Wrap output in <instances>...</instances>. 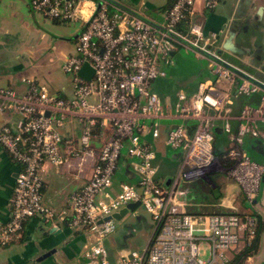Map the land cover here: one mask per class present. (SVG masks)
Here are the masks:
<instances>
[{
  "label": "built area",
  "instance_id": "obj_1",
  "mask_svg": "<svg viewBox=\"0 0 264 264\" xmlns=\"http://www.w3.org/2000/svg\"><path fill=\"white\" fill-rule=\"evenodd\" d=\"M219 1L172 0L157 23L108 0H30L36 14L80 27L75 52L62 67L71 76V94L60 95L31 78L22 79L23 93L0 87V112L16 115L2 125L0 145L19 165L10 216L0 225L1 246L19 240L33 217L86 229L94 237L84 251L88 264H228L252 244L259 220L252 209L188 210L192 184L210 182L213 173L231 178L251 207L264 176V162L253 160L244 148L245 136L264 138L259 127L264 81L222 58L221 36L205 32L204 12ZM178 46L206 59L211 77L190 93L179 88L173 103H166L151 85L166 76L163 64L172 63L171 53ZM84 62L93 69L89 80L78 74ZM254 93H260L259 103L242 105L233 131L228 119L234 101ZM166 116L195 119L191 135L183 124L167 132L165 144L182 154L169 184L156 179L155 151L145 141L146 136H159V120ZM220 120L228 145L216 156L213 125ZM72 122L79 127L76 137L64 134ZM124 148L137 181L114 187ZM45 163L75 169L85 179L70 195L68 210L57 212L43 201ZM137 201L151 216L147 243L139 249L119 248L112 257L106 244L116 229L112 214Z\"/></svg>",
  "mask_w": 264,
  "mask_h": 264
},
{
  "label": "crops",
  "instance_id": "obj_2",
  "mask_svg": "<svg viewBox=\"0 0 264 264\" xmlns=\"http://www.w3.org/2000/svg\"><path fill=\"white\" fill-rule=\"evenodd\" d=\"M129 9L140 13L139 8H147V3H153L161 8L162 18L168 9L169 0L158 2L157 0H117ZM148 1V2H147ZM240 0L231 2L229 8H223L219 1L218 5L209 12H204L205 16V32H219L223 31L220 37L221 48L218 53L226 54L239 62V65L246 66V71L251 72L250 66H254L252 57L254 54H260V58L264 60V48L262 49V42L264 41V0H251V4L260 6L258 11L259 20L262 26L259 30V37L261 43L257 42L251 44L252 54H232L223 48L224 41L228 38L227 27L228 24L235 18L245 15L246 12L252 13L255 8H238ZM171 3V2H170ZM250 4V5H251ZM167 5V7H165ZM200 5H197L198 9ZM201 10V9H200ZM142 14V13H141ZM36 14L31 6L30 0H0V87H9L14 89L17 93H23L26 90V84L22 81L23 78H31L41 83L36 75L32 74V62L35 61L37 53L42 43V30H54L72 37L74 40L76 34L69 33L68 28L59 24V21L52 22L42 15ZM153 20V19H151ZM162 23V21H156ZM79 25V23H78ZM80 25L78 26L79 30ZM234 43V42H233ZM261 46V48H260ZM70 52V54H73ZM171 55V58L176 54ZM223 58V57H222ZM226 60V59H225ZM228 61V60H227ZM173 62V59H172ZM230 62V61H229ZM232 63V62H230ZM172 64V63H171ZM234 64V63H232ZM239 66L237 64H234ZM264 70L263 63L260 66ZM243 68V67H242ZM248 68V69H247ZM165 69V67H164ZM29 70L31 71V74ZM166 70V69H165ZM28 72V73H27ZM167 72V71H166ZM195 76V79L193 78ZM211 77L210 71H204L197 67L194 70L187 72L186 79H171L168 78V73L165 77L159 78L160 82L154 86L156 80L151 85V90L157 93L164 102L173 103L175 91L179 88H184L189 93L194 91L197 83L201 80ZM42 84V83H41ZM191 84V85H189ZM45 86V85H44ZM155 87L159 90H154ZM165 87V88H164ZM52 91V90H51ZM60 95L71 94V89L68 92L65 88L60 91H53ZM167 92V93H166ZM260 100V93H254L249 96H240L234 101L233 109L228 119V122L233 131H235L239 124L238 114L242 105L251 104L257 105ZM16 115L11 112H0V129L2 125L12 122ZM160 134L154 139L151 136H146L145 141L150 143L155 151L154 164L157 167L156 179L159 180L160 162L158 158L165 157L169 160H181V150H173L165 144V138L168 130L177 125L183 124L188 133L191 135L195 126V119L181 118L177 116H166L160 119ZM223 121H216L213 125V150L224 152L228 145L226 133L223 131ZM259 127L264 129V118L259 121ZM79 127L76 122H72L69 127H66L64 134L70 136H77ZM100 136L99 143L104 136ZM244 148L249 156L256 162H264V138L245 136ZM19 165L10 157L7 151L0 145V225L5 223L10 216V200L15 185V179ZM120 174L123 178L121 181H128L135 183L137 181L136 174L129 168L128 161L123 156L120 160L117 171L113 178L115 187V176ZM159 175V176H158ZM41 176L44 181L43 187V201L44 203L59 212L63 209L68 210V203L70 195L79 189L83 184L84 178L76 176L75 169L60 167L56 168L49 163H45ZM163 178V177H162ZM213 179L221 187V197L219 200H213L208 196L206 188L213 183L200 181L196 182L199 187L194 189L192 202L189 208L193 207L192 212H214L231 210V206L238 212L243 213L249 209L258 216L257 226V249L255 253L246 258V261L252 260L250 264H264V176L261 182L258 195L254 198L253 206L243 209L244 196L239 186L225 174L213 173L210 179ZM171 180V178H170ZM166 181V184H169ZM164 181V180H161ZM118 182V183H119ZM164 183V182H163ZM118 185V184H117ZM117 187V186H116ZM193 192V191H192ZM127 230L125 235L121 237L122 242L130 237H133L135 227L131 222L127 223ZM54 228L52 233L49 232ZM46 232V233H45ZM120 239V240H121ZM94 237L86 229L73 227L67 221L57 220L53 223L45 222L41 217H33L27 221L24 226L22 236L19 240L9 243L7 245H0V264H78L84 260L85 264L90 262V259L84 255L86 248L93 242ZM109 242V244H107ZM106 242L111 256L113 257L115 251L122 247H128L126 244L120 245L116 243L115 237H110ZM117 245V246H116Z\"/></svg>",
  "mask_w": 264,
  "mask_h": 264
},
{
  "label": "rangeland",
  "instance_id": "obj_3",
  "mask_svg": "<svg viewBox=\"0 0 264 264\" xmlns=\"http://www.w3.org/2000/svg\"><path fill=\"white\" fill-rule=\"evenodd\" d=\"M156 1V0H155ZM158 2L166 1V0H157ZM234 0H222L224 5L223 8H229L231 2ZM148 2V1H147ZM151 3V2H150ZM147 3V8H139L140 13H142L145 17L149 19H153L156 21H163L162 18V11L161 8L158 6L150 5ZM164 3V2H162ZM153 4V3H151ZM39 16V15H38ZM51 22L52 19H49ZM62 26L68 28V33L73 32L76 34L78 31V23L73 21H62L58 22ZM42 33V43L40 44L37 57L34 62H32V74L36 75L43 85H45L49 90L52 91H60L65 88L68 92L71 89V76L63 71V64L69 55L70 52H73L74 47V40L72 37L66 36V34L54 31V30H42L39 31ZM220 36L223 35V31L218 32ZM222 57L234 64L239 65V62L230 58L226 54H222ZM173 62L172 64H163L165 67L168 78L173 79H186L187 72L189 70H194L197 67L202 68L204 71H209L208 62L204 58H200L195 55L193 49H185L182 46L177 47L176 54L172 57ZM240 68L246 69V66L239 65ZM248 69V68H247ZM31 71L29 70L31 74ZM160 82V79H157L154 86ZM191 85V84H189ZM165 88V87H164ZM154 90H158L156 87ZM159 91V90H158ZM167 93V92H166ZM161 124L162 121L159 120ZM126 153V149L122 150V155L124 156ZM122 156V158H123ZM158 162H160V170L159 173L162 175L159 176V180H164L168 182V179L172 178L178 171L179 167V160H169L168 158L162 157L158 158ZM220 174V173H218ZM120 174L118 173L115 176V187L117 186L121 178ZM163 177V178H162ZM194 184V183H193ZM192 184V186H193ZM193 191V192H192ZM194 190L191 189V192L187 196V200L192 202ZM243 209L249 208L250 203L244 201ZM193 210V207L191 208ZM190 208L188 210L192 211ZM131 222L132 226L135 227V232L133 233V237H130L126 240V242H122L121 237L125 235L127 230V223ZM152 231V223H151V216L140 206L138 207L135 212L129 213L125 215L122 219L116 220V229L115 231L107 238L106 242L110 239V237H115L116 243L120 245L126 244L129 248H141L145 246L147 243L149 234ZM121 239V240H120ZM109 244V242L107 243ZM252 260L246 261L244 260L243 264H250ZM78 264H85L84 260H82Z\"/></svg>",
  "mask_w": 264,
  "mask_h": 264
},
{
  "label": "flooded vegetation",
  "instance_id": "obj_4",
  "mask_svg": "<svg viewBox=\"0 0 264 264\" xmlns=\"http://www.w3.org/2000/svg\"><path fill=\"white\" fill-rule=\"evenodd\" d=\"M249 7L255 8L252 13L246 12L244 16L236 19L234 18L227 27V35L233 31L234 36L232 41L236 49L242 50L243 54H252L251 44L254 45V43L257 42V45H259L261 43V37L258 35L260 27L262 26V22L259 20L258 15L260 6H255V4L252 3ZM260 54L256 53L252 57V62L255 63L254 66H260L262 63L264 65V60L260 58Z\"/></svg>",
  "mask_w": 264,
  "mask_h": 264
},
{
  "label": "water",
  "instance_id": "obj_5",
  "mask_svg": "<svg viewBox=\"0 0 264 264\" xmlns=\"http://www.w3.org/2000/svg\"><path fill=\"white\" fill-rule=\"evenodd\" d=\"M108 1L114 3L115 5H118L119 7L124 8L126 10L133 11V10L129 9L128 7H126L125 5L118 2L117 0H108ZM250 4H251V0H240L239 4H238V8H247L250 6ZM233 36H234V33H233V31H231L228 35V38H226V40L224 41L223 48L227 51H230L231 53L243 55L242 50L236 49L235 44L232 41ZM263 48H264V41L262 42V49ZM173 54H174V52L171 53V55H173ZM250 69H252L250 71L254 74L255 77H257L259 80L264 81V70L261 67L250 66ZM78 74L82 78L89 80L93 74V69L90 67L88 62H84L82 67L80 68ZM193 78L195 79V76H193ZM254 201H255V199L253 200V202ZM138 205H139L138 201L129 203L126 207L122 208L119 212L112 214V217L116 220H120L125 215H127L129 212L135 211L137 209ZM53 231H54V228H51L49 230L50 233H52Z\"/></svg>",
  "mask_w": 264,
  "mask_h": 264
},
{
  "label": "trees",
  "instance_id": "obj_6",
  "mask_svg": "<svg viewBox=\"0 0 264 264\" xmlns=\"http://www.w3.org/2000/svg\"><path fill=\"white\" fill-rule=\"evenodd\" d=\"M171 1L172 0H169V4L168 5H171V3H170ZM165 7H167V5ZM213 151H214V154L216 156H219V155L222 154V152H218V150H216V149H214ZM210 180H211V183H213V184L210 185L208 188H206V191L208 192V196L210 198L212 197L213 200H219V198L222 195L221 194V187L212 178ZM198 187H199V184L194 183L193 186H192V189L194 190V189H196ZM247 212L252 213V210L249 209V210H247ZM195 213H198V212H195ZM257 233H258V230H257ZM257 241H258V238H257V235H256V237L254 238L252 244L250 246H248V247H245L244 249L239 251L237 254H235L234 257L230 260V262L228 264H243L244 260L248 256H251V255H253L255 253V251L257 249Z\"/></svg>",
  "mask_w": 264,
  "mask_h": 264
}]
</instances>
